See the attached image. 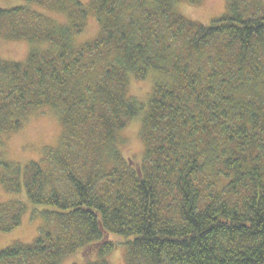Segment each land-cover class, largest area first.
Here are the masks:
<instances>
[{"label": "trees", "instance_id": "trees-1", "mask_svg": "<svg viewBox=\"0 0 264 264\" xmlns=\"http://www.w3.org/2000/svg\"><path fill=\"white\" fill-rule=\"evenodd\" d=\"M182 1L199 0L0 7V36L28 43L23 59L0 57V134L42 109L64 130L40 160L3 164L4 188L44 209L0 264H111L117 247L124 264H264V0H225L207 24ZM89 16L96 34L75 43ZM149 74L146 99L131 95L130 78ZM131 121L136 165L120 151ZM26 208L0 204V230Z\"/></svg>", "mask_w": 264, "mask_h": 264}, {"label": "rangeland", "instance_id": "rangeland-1", "mask_svg": "<svg viewBox=\"0 0 264 264\" xmlns=\"http://www.w3.org/2000/svg\"><path fill=\"white\" fill-rule=\"evenodd\" d=\"M86 4L88 0H80ZM23 3L22 0H0V7L6 8ZM177 9L187 18L207 24L212 19L220 16L225 11V0H199L197 3L188 4L186 1L179 2ZM52 14L53 10H46ZM61 20L66 17L54 11ZM98 30V25L92 16H89L82 32L75 37V43H83L92 38ZM0 36V57L4 59L21 60L24 58L28 43L25 40L4 39ZM154 74H149L144 78L131 77L128 83V90L131 95L140 100H145L150 88L151 80ZM138 122L131 121L120 133L121 147L120 151L123 158H130L131 164L136 165L142 154V142L138 129ZM64 132L57 113L54 110L42 109L40 112L29 113L22 126L16 131L0 134V176L6 175V168L3 164L23 165L32 160H40L46 155L48 149L54 148ZM20 198L26 202V208L21 214V220L18 227L11 231L0 230V250L16 244L31 243L38 232L42 223L41 217H32L31 210L36 208L39 211L43 206H34L28 199L25 191L22 189L18 194L7 191L0 181V204L8 203L13 198ZM17 207L12 208V211ZM115 240L121 237L111 235ZM124 253L121 247H117L110 255L111 264H124ZM71 258L64 260L62 264H67ZM14 262V261H13ZM17 264V263H13Z\"/></svg>", "mask_w": 264, "mask_h": 264}]
</instances>
